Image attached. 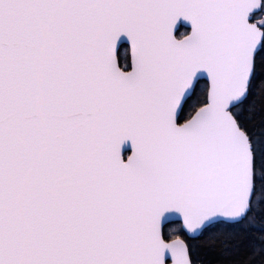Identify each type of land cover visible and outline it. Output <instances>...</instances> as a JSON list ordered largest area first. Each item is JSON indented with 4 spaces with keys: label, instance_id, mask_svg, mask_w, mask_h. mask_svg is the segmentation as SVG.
Returning <instances> with one entry per match:
<instances>
[{
    "label": "snow or ice",
    "instance_id": "snow-or-ice-1",
    "mask_svg": "<svg viewBox=\"0 0 264 264\" xmlns=\"http://www.w3.org/2000/svg\"><path fill=\"white\" fill-rule=\"evenodd\" d=\"M0 264H264V0H0Z\"/></svg>",
    "mask_w": 264,
    "mask_h": 264
},
{
    "label": "water",
    "instance_id": "water-1",
    "mask_svg": "<svg viewBox=\"0 0 264 264\" xmlns=\"http://www.w3.org/2000/svg\"><path fill=\"white\" fill-rule=\"evenodd\" d=\"M189 27V29H190V26H188Z\"/></svg>",
    "mask_w": 264,
    "mask_h": 264
}]
</instances>
